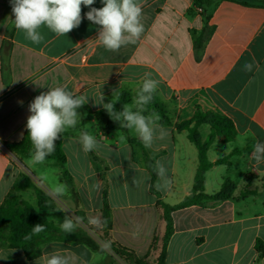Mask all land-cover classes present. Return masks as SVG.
Returning a JSON list of instances; mask_svg holds the SVG:
<instances>
[{"label": "crops", "instance_id": "obj_1", "mask_svg": "<svg viewBox=\"0 0 264 264\" xmlns=\"http://www.w3.org/2000/svg\"><path fill=\"white\" fill-rule=\"evenodd\" d=\"M140 3L144 32L135 44L110 52L96 40L99 26L87 20L88 7L81 6L78 28L56 36L41 27L44 40L33 44L15 28L10 0H0V205L20 194L49 213L58 226L66 215L80 217L78 226L104 248L52 240L41 245L39 256L28 259L22 248L0 241V264H44L45 254L51 253L70 257L71 264H130L105 236L139 257L157 259L166 230L158 202L176 204L193 188L198 148L188 130L177 125L192 118L197 108L225 114L236 129L232 139L217 134L209 145L207 157L213 164L206 171L205 192L219 191L227 180L235 189L228 199H208L172 212L165 264H264V164L256 167L250 159L255 142L264 141V0ZM92 7L103 4L95 0ZM253 57L259 70L246 72L243 65ZM146 72L159 81L156 94L164 105L162 110L152 105L148 115L159 117L157 133L160 128L167 133L150 148L130 142L129 136L138 137L132 130L107 128L105 120L112 118L97 104L101 92L108 103L123 91L132 93L127 103L132 104ZM57 86L86 95L89 101L78 109L80 122L62 137L71 182L61 166L46 159V168L36 170L44 180L51 173L47 185L29 175V168L37 164L31 163L26 123L33 99ZM81 131L93 135L99 147L84 152ZM210 131L208 123L199 125L202 140ZM146 154L167 169L168 186L158 176L151 183ZM226 156L227 161L217 162ZM26 175L50 194L53 208L38 207L34 188L24 186ZM57 185L65 187L63 195L53 191ZM105 189L108 223L103 213ZM91 218L101 225H91Z\"/></svg>", "mask_w": 264, "mask_h": 264}, {"label": "clouds", "instance_id": "obj_2", "mask_svg": "<svg viewBox=\"0 0 264 264\" xmlns=\"http://www.w3.org/2000/svg\"><path fill=\"white\" fill-rule=\"evenodd\" d=\"M94 3L95 0H10L15 28L23 31L26 39L33 44H40L44 40L39 31L41 27H46L56 36H65L78 28L82 22V5L89 8L85 13L87 20L99 26L96 40L105 50L118 52L121 47L138 41L144 32L140 0H101V8L92 7ZM243 68L246 72H252L254 68L258 71L259 63L253 57L251 62H245ZM158 86L159 81L153 79L150 72H146L132 104H123L122 110L116 111L112 101L104 103L102 92L97 104H102L110 118L119 122L121 128L134 131L143 145L150 148L154 140L163 139L167 135L162 128L157 133L158 116L144 114ZM113 95L117 96L118 91H114ZM88 101V96L77 95L61 86L50 88L33 99L29 105L30 115L26 123L28 139L32 144L31 163H44L55 151L56 141L61 135L69 128H75L80 122L81 114L78 109ZM79 143L84 152L99 147L96 138L87 131H81ZM250 159L256 167L264 164V141L255 142ZM156 171L163 186H168L171 181L167 177V169L160 161L156 162ZM95 187L98 188L99 185ZM53 191L57 195H63L65 187L57 185ZM80 221V217L66 215L60 228L67 234L73 233ZM89 223L97 227L101 225L98 218H91ZM44 230L43 224H37L32 227V234H39ZM26 239H31V236ZM45 256L44 264H71V258L64 255L51 253Z\"/></svg>", "mask_w": 264, "mask_h": 264}, {"label": "trees", "instance_id": "obj_3", "mask_svg": "<svg viewBox=\"0 0 264 264\" xmlns=\"http://www.w3.org/2000/svg\"><path fill=\"white\" fill-rule=\"evenodd\" d=\"M246 3V2H244ZM138 93V91H137ZM136 93V95H137ZM132 97V93L129 91H123L119 97L115 100L108 99V102H113L115 108L118 111L122 110V105L127 104ZM118 101V102H117ZM153 109H163L164 105L159 101L156 92L153 95L151 102L147 105L145 115ZM106 121L107 128L115 129L121 128L119 122L113 119ZM167 121V119H161ZM202 123H208L211 126V131L205 140L201 139L199 133V125ZM179 128H186L188 130V137L195 143L198 148L199 164L195 173L193 188L191 192L186 195L181 201L176 204H168L163 200L158 202L159 207L162 209V217L166 222V230L162 238V248L156 259L155 264H165L166 247L167 242L171 234L173 233V216L172 212L176 209L183 208L192 204L203 203L208 199L212 200H225L233 196L235 189V183L232 180H227L223 183L221 189L213 194L205 192V177L206 171L212 166V162L207 157V150L210 143L215 139L217 134H223L225 140H230L236 135V129L231 118L225 114L212 111L202 110L197 108L192 118L181 121L178 125ZM70 133L66 130L61 135V138L56 141L55 151L46 159L54 160L63 170V175L67 182H71V175L66 169V154L62 145V137L65 134ZM28 134V133H27ZM129 141L138 143L143 146V143L138 137L129 136ZM10 145V143H8ZM228 157H223L217 162H225ZM146 162L151 174V183L153 184L157 178L156 164L153 158L146 154ZM25 187H33L38 199V207L41 209L53 208L52 197L44 189L38 186L29 175H26L24 179ZM154 190V188H153ZM246 195L247 192H243ZM103 213L105 221L108 223L110 218V208L107 201V190H104L103 196ZM84 220V219H83ZM85 221V220H84ZM37 224H43L45 230L39 234H32V227ZM106 231L104 235H106ZM31 236V239L26 237ZM52 240H71L74 243H86L98 251H104V248L97 243V241L89 235L82 227L77 226L75 232L65 233L61 230L53 220L49 218V213L39 211L30 201L23 198L20 194H13L9 196L6 201L0 205V241L6 243L11 247L22 248L28 259L35 258L41 253V245ZM158 237L155 233L153 237L152 247L154 249L157 243ZM105 241L111 246V248L130 264H147L143 258L135 254V252L110 241L105 236Z\"/></svg>", "mask_w": 264, "mask_h": 264}, {"label": "rangeland", "instance_id": "obj_4", "mask_svg": "<svg viewBox=\"0 0 264 264\" xmlns=\"http://www.w3.org/2000/svg\"><path fill=\"white\" fill-rule=\"evenodd\" d=\"M48 160V159H47ZM28 165V164H27ZM30 167V166H29ZM35 167V166H34ZM34 167H30L29 169H30V173H29V175L30 176H34V178H38L39 177V179L40 178H42V176H38V172H37V168H38V170H40V169H42V167H44V163L41 165V164H37V167L36 168H34ZM44 168H46V166L44 167ZM49 175H51V173H48V174H46L45 175V180H44V182L47 184V182L46 181H49L50 180V178H49ZM37 178H36V180H37ZM47 179V180H46ZM38 181V180H37ZM104 184L107 186V185H109V182H108V179H107V177L105 176V179H104ZM48 185V184H47ZM143 260H145L146 262H147V264H155L156 263V259H154V258H152V257H150V258H143ZM153 260V261H152Z\"/></svg>", "mask_w": 264, "mask_h": 264}]
</instances>
